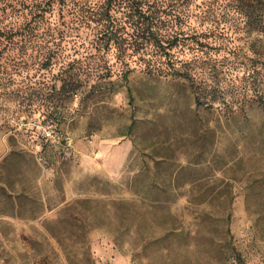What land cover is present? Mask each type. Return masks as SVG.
I'll list each match as a JSON object with an SVG mask.
<instances>
[{
  "label": "rangeland",
  "instance_id": "374dc122",
  "mask_svg": "<svg viewBox=\"0 0 264 264\" xmlns=\"http://www.w3.org/2000/svg\"><path fill=\"white\" fill-rule=\"evenodd\" d=\"M0 28V264H264L263 1L0 0Z\"/></svg>",
  "mask_w": 264,
  "mask_h": 264
},
{
  "label": "trees",
  "instance_id": "16d2710c",
  "mask_svg": "<svg viewBox=\"0 0 264 264\" xmlns=\"http://www.w3.org/2000/svg\"><path fill=\"white\" fill-rule=\"evenodd\" d=\"M261 1L264 2V0H257V3H261ZM252 2L249 4L250 6H252ZM3 29L0 28V36H4L6 35V38L9 39L12 37V34H6L4 31H2ZM150 37L148 38L149 41H152L153 45L158 47L160 50H162L164 52V54L168 55V49L172 48L173 46H175L177 44V42H172L171 44H164L162 42V40L160 38H158L153 30L149 32Z\"/></svg>",
  "mask_w": 264,
  "mask_h": 264
},
{
  "label": "built area",
  "instance_id": "2783aa9c",
  "mask_svg": "<svg viewBox=\"0 0 264 264\" xmlns=\"http://www.w3.org/2000/svg\"><path fill=\"white\" fill-rule=\"evenodd\" d=\"M51 127V125H46L44 128H43V130H44V132H45V134L46 135H48V136H50V137H53V135L51 134V131H50V128Z\"/></svg>",
  "mask_w": 264,
  "mask_h": 264
}]
</instances>
